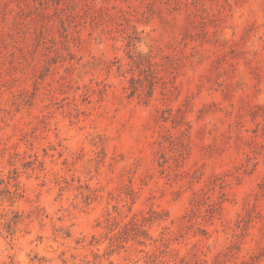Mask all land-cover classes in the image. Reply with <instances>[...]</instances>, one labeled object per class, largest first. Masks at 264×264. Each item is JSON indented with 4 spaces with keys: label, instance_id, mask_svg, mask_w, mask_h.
Here are the masks:
<instances>
[{
    "label": "rangeland",
    "instance_id": "rangeland-1",
    "mask_svg": "<svg viewBox=\"0 0 264 264\" xmlns=\"http://www.w3.org/2000/svg\"><path fill=\"white\" fill-rule=\"evenodd\" d=\"M0 264H264V0H0Z\"/></svg>",
    "mask_w": 264,
    "mask_h": 264
}]
</instances>
